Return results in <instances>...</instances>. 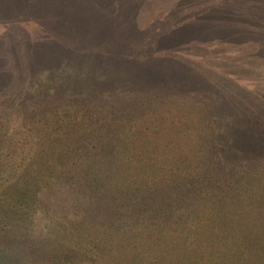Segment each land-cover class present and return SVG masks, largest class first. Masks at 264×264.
<instances>
[{"label": "trees", "instance_id": "obj_1", "mask_svg": "<svg viewBox=\"0 0 264 264\" xmlns=\"http://www.w3.org/2000/svg\"><path fill=\"white\" fill-rule=\"evenodd\" d=\"M42 12L54 15L46 6ZM84 25L94 28L83 35L95 54L106 42L125 78L142 88L184 89L185 98L205 103L210 124L168 171L147 163L129 171L118 156L126 130L113 126L119 119L106 116L102 99L114 93H90L92 86L88 93H0V264H264V189L249 181L252 171L264 182V108L238 118L214 108L203 98L213 87L191 77L193 67L179 63L166 35L159 36L164 48H155L169 61L152 69L142 62L148 31ZM48 50L59 52L52 58L73 52ZM7 72L0 58V82ZM171 73L175 85L166 83ZM136 101L134 108L146 106ZM104 126L118 137H105Z\"/></svg>", "mask_w": 264, "mask_h": 264}, {"label": "rangeland", "instance_id": "obj_2", "mask_svg": "<svg viewBox=\"0 0 264 264\" xmlns=\"http://www.w3.org/2000/svg\"><path fill=\"white\" fill-rule=\"evenodd\" d=\"M61 1L45 0L43 4L42 0H0V58L8 71L0 82V93H88L92 87L97 91L90 93H114L102 99L106 116L113 114L119 119L113 126L119 129L122 123L126 130L119 138L118 156L127 159L129 171L140 170L145 163L152 170L163 167L168 171L167 165L185 156L187 144L198 143L199 136H204L200 129L210 124L205 115L208 108L200 100L185 98L187 92L180 87L170 92L153 90L150 85L142 88L125 78L122 70L108 60L106 42L101 45V54H95L98 48L92 46L90 35H83L94 28L85 23L117 31H148L142 62L152 69L166 68L169 61L155 48L157 43L159 49L164 48L159 36L165 40L166 35L179 63L193 67L191 77L202 87H213V92L203 98L207 96L214 108L226 109L236 118L246 109L264 108V0ZM45 6L53 16L42 12ZM62 14L66 18L61 19ZM235 32L241 40H233ZM41 46L46 48L41 50ZM51 47L73 52L52 58L48 56L53 52L48 50ZM120 52L117 44L114 55ZM66 75L76 79L67 80ZM174 75L169 74L166 83L175 85L170 81ZM136 100L145 101L146 106L134 108ZM101 132L105 137L116 135L112 136L106 126ZM105 147L110 150L109 143ZM250 160L248 164L255 163ZM250 174V185L264 189L258 172Z\"/></svg>", "mask_w": 264, "mask_h": 264}]
</instances>
